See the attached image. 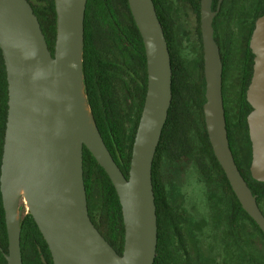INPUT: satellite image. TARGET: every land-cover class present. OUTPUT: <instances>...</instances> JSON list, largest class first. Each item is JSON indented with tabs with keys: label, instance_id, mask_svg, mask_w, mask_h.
I'll return each instance as SVG.
<instances>
[{
	"label": "water",
	"instance_id": "1",
	"mask_svg": "<svg viewBox=\"0 0 264 264\" xmlns=\"http://www.w3.org/2000/svg\"><path fill=\"white\" fill-rule=\"evenodd\" d=\"M88 0H55L54 53L29 0H0V48L8 81V112L0 174L8 234L7 264H23L20 200L26 201L54 264H154L158 225L152 168L172 102V62L153 0H128L143 38L147 92L132 149L129 176L97 126L84 87V18ZM213 0H201L206 81L204 115L214 153L242 207L264 232V212L230 147L223 99V62L214 37ZM250 47L247 89L250 172L264 182V15ZM84 146L110 176L122 206L125 243L118 253L89 215ZM44 260V256L42 255ZM48 264V263H44Z\"/></svg>",
	"mask_w": 264,
	"mask_h": 264
},
{
	"label": "trees",
	"instance_id": "2",
	"mask_svg": "<svg viewBox=\"0 0 264 264\" xmlns=\"http://www.w3.org/2000/svg\"><path fill=\"white\" fill-rule=\"evenodd\" d=\"M168 42L172 62V102L162 136L153 161L152 180L155 194L158 244L154 264H176L174 247L175 228L181 231L182 215L172 205L170 181L166 173L180 174L183 167L192 166L200 180L208 186L210 196L221 189L233 201L231 216L237 212L243 225L248 220L264 240V232L242 207L227 175L217 159L206 128L204 103L206 81L203 58L191 65L182 58L179 45L174 40V20L169 0H153ZM188 1L197 17V35L200 55L203 56V40L200 25L201 0ZM37 15L49 49L55 50L57 13L55 0H29ZM225 5H223V8ZM264 15V5H258L256 18ZM226 16L220 10L218 18ZM254 24V21H253ZM252 51V50H251ZM223 70L225 58H222ZM254 54L248 69L250 82ZM84 87L88 103L97 126L115 161L126 177L129 176L132 149L147 92L148 74L144 42L134 20L128 0H88L84 18L83 49ZM246 104L239 119L240 132L235 133L229 114L226 127L230 147L241 174L246 179L257 202L264 212V182L255 180L250 172L252 158L246 115L252 107ZM8 112V81L4 58L0 48V174ZM84 180L91 220L113 248L122 253L125 243V226L122 206L116 188L90 150L84 146ZM175 177V176H174ZM178 225V226H177ZM21 254L23 264H54L48 244L34 217L28 211L20 216ZM243 227V226H242ZM242 228V246L245 244ZM244 242V243H243ZM183 243V242H182ZM8 234L0 190V264H7L4 252H8ZM182 244V252L186 257ZM244 248V247H243ZM245 253V251H243ZM256 253L257 250L255 251ZM251 264H264L260 256L252 252ZM44 256V260L42 259ZM183 260L181 264H185Z\"/></svg>",
	"mask_w": 264,
	"mask_h": 264
},
{
	"label": "flooded vegetation",
	"instance_id": "3",
	"mask_svg": "<svg viewBox=\"0 0 264 264\" xmlns=\"http://www.w3.org/2000/svg\"><path fill=\"white\" fill-rule=\"evenodd\" d=\"M176 1L191 8L188 1ZM261 1L264 5V0L212 1V10L216 11L213 20L214 37L220 46L221 58H225L223 70L225 113L229 114L230 119L233 120L232 124L235 126V129H233L235 133H239L241 130L239 119L236 120V118L246 109L242 95L244 89H246V97L250 83L247 82L252 52L250 41L255 21L257 20L258 5ZM223 5H225L224 8ZM170 8L172 10L171 16L174 20V6L170 4ZM222 9H224L226 16H220L218 18V14ZM177 39L175 31L174 40L178 46L179 40ZM179 52L182 58H185L180 45ZM200 53L201 49L198 38L196 55L193 57L196 58L195 62L197 64H199L200 58H203L204 63V49L203 56ZM232 112H234L235 119L232 116ZM170 186L172 188L170 195L172 205L182 215L181 231L178 233L177 228H175L174 234L176 264H181L185 260L186 255L182 252V244L186 247L185 252L190 255L189 258L186 257L185 262L187 263L185 264H251V259L257 260V258H254L256 256H253L251 250H247L242 246V222L240 215L237 212V214L235 213L234 216H231L233 215V201L222 189L218 191L217 200L214 197L211 198L209 188L204 184L208 212L206 214L196 215L188 211L178 201L179 193L177 192L176 186L175 192L173 191V181ZM210 226H212L213 231H210ZM218 242L221 243V248L216 246ZM260 260L264 261L262 255Z\"/></svg>",
	"mask_w": 264,
	"mask_h": 264
},
{
	"label": "rangeland",
	"instance_id": "4",
	"mask_svg": "<svg viewBox=\"0 0 264 264\" xmlns=\"http://www.w3.org/2000/svg\"><path fill=\"white\" fill-rule=\"evenodd\" d=\"M35 1V0H32ZM170 4L174 6V21H175V31L177 40H179L178 45L182 47L184 57L187 61L193 65L195 63V59L193 58L196 54V49L198 47V35H197V17L193 10L181 4L176 0H169ZM232 116L235 119L234 112H232ZM175 176V177H174ZM166 177L170 181V184L173 181V191L175 192V186L177 188V192L179 193L178 201L183 204L188 211L195 213L196 215L206 214L208 212V203L206 202V189L204 183L200 180V176L195 168L183 167L180 174L174 173L172 169V173H166ZM169 184L168 189L170 188L171 195V186ZM214 198L218 200V196L216 194L213 195ZM20 216L22 214H26L29 210L26 205L25 199L20 200ZM243 229H244V239L246 240L243 245L247 250H251L255 255H259L261 258H264V240L262 238L258 239V233L256 232L252 223L248 220L243 221ZM210 231H213L212 226H210ZM244 243V242H243ZM218 248H221L222 245L220 242L216 244ZM219 250V249H218ZM257 250L258 253L255 251Z\"/></svg>",
	"mask_w": 264,
	"mask_h": 264
}]
</instances>
